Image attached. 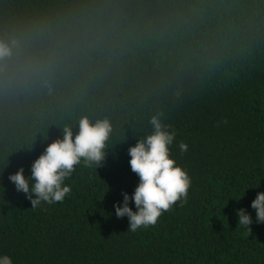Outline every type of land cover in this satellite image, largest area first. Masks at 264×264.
<instances>
[{
	"label": "trees",
	"instance_id": "obj_1",
	"mask_svg": "<svg viewBox=\"0 0 264 264\" xmlns=\"http://www.w3.org/2000/svg\"><path fill=\"white\" fill-rule=\"evenodd\" d=\"M0 42L12 48L0 60V256L264 264L251 207L264 191V0H0ZM154 115L175 131L171 157L192 184L186 202L132 232L114 204L139 183L128 149L151 134ZM85 116L112 124L103 166L81 162L62 203L31 208L9 175L23 167L29 177Z\"/></svg>",
	"mask_w": 264,
	"mask_h": 264
},
{
	"label": "clouds",
	"instance_id": "obj_2",
	"mask_svg": "<svg viewBox=\"0 0 264 264\" xmlns=\"http://www.w3.org/2000/svg\"><path fill=\"white\" fill-rule=\"evenodd\" d=\"M11 55L9 44L0 42V60ZM149 123L153 129L151 134L137 139L136 144L128 149L131 157L129 165L131 171L139 177V183L132 195L122 193V206L120 203L114 204L116 217H127L128 231L132 232L156 225L163 213L171 211L177 202H186L192 184L187 170L177 165L171 157L170 146L174 142L175 131L161 121L160 115L152 116ZM61 131L63 138L48 144L44 152L33 161L29 177L24 175L23 167L8 177L16 191L25 194L33 209L42 202L62 203L71 192L65 180L81 162L85 166L96 165L99 168L106 160L108 141L113 131L108 119L93 122L85 116L79 120L75 134L69 126ZM179 148L183 153L188 150V145L181 142ZM130 202L134 203L136 210L129 206ZM251 207L256 212V223L264 224V191L257 192ZM237 215L238 225L251 232V215L245 209H238ZM0 264H13V260L8 255H2Z\"/></svg>",
	"mask_w": 264,
	"mask_h": 264
}]
</instances>
